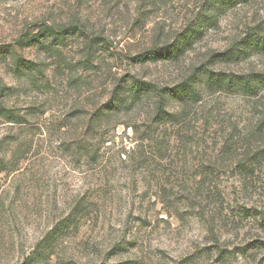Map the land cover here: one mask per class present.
<instances>
[{"label":"rangeland","instance_id":"obj_1","mask_svg":"<svg viewBox=\"0 0 264 264\" xmlns=\"http://www.w3.org/2000/svg\"><path fill=\"white\" fill-rule=\"evenodd\" d=\"M253 33L264 0H0V264H264V91L105 107L122 81L263 74Z\"/></svg>","mask_w":264,"mask_h":264},{"label":"trees","instance_id":"obj_2","mask_svg":"<svg viewBox=\"0 0 264 264\" xmlns=\"http://www.w3.org/2000/svg\"><path fill=\"white\" fill-rule=\"evenodd\" d=\"M211 1L214 10L220 12L222 10L232 8L237 4H245L249 0ZM188 31L181 36L183 41L148 50L147 52L140 54L135 60L139 63H144L147 61L154 62L161 59H177L186 50V43L190 42V39L194 37V34L197 30H191L189 31V33ZM64 34L70 35L73 34V32L71 30L69 33V30H66L64 31ZM248 36V39H256L257 45L264 44V40L262 38L256 37L254 33ZM56 38L57 36L55 33H53V31L44 30L36 37L31 38L27 42H34L38 44V40L43 39L44 42H47V44L45 45L47 47L51 42L55 41ZM60 38V40H62V37ZM237 54L238 49H231L224 55L227 56V58H229L230 60H236V58L238 57ZM13 65L16 69L21 68L24 70H31L29 69L31 64L22 60H15ZM32 71L37 70L33 69ZM122 82H126V84H124V86H119L118 90H116V92L114 93L112 102L109 105L105 106L106 110H110L111 108L113 114L122 109H127L129 106L138 104L143 98H147L151 95H154L157 98V102L166 100L167 97L170 100L177 101L180 104H183L186 101L196 102L199 98V91L197 90V86L199 85V83H203L204 86H206L213 92H234L251 97L256 96L260 92L264 91V73L247 76H231L209 73L203 68H200L198 72L196 74H193L189 79L182 81L171 89L166 90L156 88L149 83H142L135 80H131L129 83L127 81ZM157 107H159V105ZM5 118L11 123H21L19 118H14L11 115H5Z\"/></svg>","mask_w":264,"mask_h":264}]
</instances>
